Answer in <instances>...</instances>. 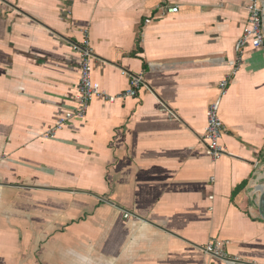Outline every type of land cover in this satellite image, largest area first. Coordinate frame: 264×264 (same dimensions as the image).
<instances>
[{"label": "crops", "instance_id": "obj_1", "mask_svg": "<svg viewBox=\"0 0 264 264\" xmlns=\"http://www.w3.org/2000/svg\"><path fill=\"white\" fill-rule=\"evenodd\" d=\"M246 4L0 0V264H229L210 241L264 264V47L235 49ZM84 35L108 94L143 84L46 136L77 107Z\"/></svg>", "mask_w": 264, "mask_h": 264}, {"label": "built area", "instance_id": "obj_2", "mask_svg": "<svg viewBox=\"0 0 264 264\" xmlns=\"http://www.w3.org/2000/svg\"><path fill=\"white\" fill-rule=\"evenodd\" d=\"M163 11L166 13H175L178 7H164ZM247 20L243 28L242 35L236 41L235 49L240 52L243 47L250 44L252 47H264V30L262 26V19L264 15V0H247L246 4ZM146 20V22H148ZM80 52V72L79 84L77 94L75 96L77 107L73 110L66 111L56 122L50 126L44 135L53 136L55 131L60 129L65 123L73 117H84L87 113L89 102L93 98H100L108 102H113L116 99H125L127 97L135 96L138 88L143 84L141 75H129L128 87L126 90L116 94H108L100 85L92 78V59L94 58L93 51L89 45L87 35H84L82 42L76 45ZM236 73L234 67L230 75ZM219 92L215 100H213L206 109L207 129L203 135V143L206 152L212 160H217L225 152L221 144V138L224 133V123L221 120L218 109L222 96L227 91L228 77L222 79L219 83ZM129 212H125L127 217ZM226 242L210 241L204 248V252L224 259L229 264H239L241 261L238 257H230L223 250Z\"/></svg>", "mask_w": 264, "mask_h": 264}, {"label": "water", "instance_id": "obj_3", "mask_svg": "<svg viewBox=\"0 0 264 264\" xmlns=\"http://www.w3.org/2000/svg\"><path fill=\"white\" fill-rule=\"evenodd\" d=\"M262 26H263V30H264V15H263V19H262ZM260 208H261V210H264V190L262 192L261 199H260Z\"/></svg>", "mask_w": 264, "mask_h": 264}]
</instances>
